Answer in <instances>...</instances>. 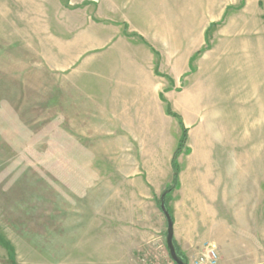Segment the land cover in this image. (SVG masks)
I'll list each match as a JSON object with an SVG mask.
<instances>
[{"label": "rangeland", "instance_id": "rangeland-1", "mask_svg": "<svg viewBox=\"0 0 264 264\" xmlns=\"http://www.w3.org/2000/svg\"><path fill=\"white\" fill-rule=\"evenodd\" d=\"M168 110L177 256L264 264V0H0V262L175 264Z\"/></svg>", "mask_w": 264, "mask_h": 264}, {"label": "crops", "instance_id": "crops-1", "mask_svg": "<svg viewBox=\"0 0 264 264\" xmlns=\"http://www.w3.org/2000/svg\"><path fill=\"white\" fill-rule=\"evenodd\" d=\"M260 45H257L256 48H259ZM134 66V65H131ZM119 75L117 76V84H111V88H114L115 90H118L119 95H125L128 88H134L135 84H131L129 81L131 79L136 78V75L134 76V67L129 69V66L123 65L119 70ZM254 77H257L256 75L258 74V70L253 71ZM130 78V79H129ZM140 78V77H139ZM148 85L150 89L154 90V92L157 93L156 99H149L150 101H146L144 98H141L137 103L139 104H144L145 106L143 107V112L144 115L142 116V119H144L145 124L149 125L147 128H144L142 130L137 129V128H130L128 127L127 123L126 125H123V127L116 128L112 131H175L174 130V124H176V121L174 120V117H171L167 115L166 109L164 105L162 104V101L160 100V95L159 91L163 88L165 85L164 81H162L160 78L157 79V77H153L151 81H148ZM98 85H96L95 82V88H97ZM141 91V89H140ZM169 95H166L165 98L172 103L174 110L177 109L175 108L174 104L172 101L175 102L177 100L176 94L171 91H166ZM142 94V92H141ZM196 100V103H198V99L194 98ZM216 110V109H215ZM127 126V127H126ZM187 126V125H186ZM201 131H209L207 128L202 129ZM186 256V255H185ZM240 259V254L239 253H222L219 259V264H232V263H237ZM0 264H2L0 262ZM194 264V263H193Z\"/></svg>", "mask_w": 264, "mask_h": 264}, {"label": "trees", "instance_id": "trees-1", "mask_svg": "<svg viewBox=\"0 0 264 264\" xmlns=\"http://www.w3.org/2000/svg\"><path fill=\"white\" fill-rule=\"evenodd\" d=\"M168 113L172 116H175L178 121H179V124L181 126V129H182V133H181V137H180V140H179V143L177 145V148L172 156V159H171V167H172V172H173V175H172V182H171V185H169L166 190L161 194V197H163V202L165 204V207L167 209V203H168V200H169V193L170 191L177 185L178 183V171H179V168H178V163H177V155L181 152L182 148L184 147V144H185V141H186V137H187V127H185V125L183 124L182 122V119L179 115L175 114V113H172L171 111L168 110ZM160 202H161V199L158 200V205L160 206ZM172 218V217H171ZM174 247H175V250L180 254V256L183 258V260L185 261V256H183V254L181 253V251L179 250L178 248V245L174 243Z\"/></svg>", "mask_w": 264, "mask_h": 264}, {"label": "water", "instance_id": "water-1", "mask_svg": "<svg viewBox=\"0 0 264 264\" xmlns=\"http://www.w3.org/2000/svg\"><path fill=\"white\" fill-rule=\"evenodd\" d=\"M162 198L163 197H161L160 208L162 212L164 213V215L166 216V219L168 222L167 223V246L169 249L170 256L175 261V264H185V262H183L182 259L178 257L176 254V250H175L174 242H173V223H172V219L165 207V204Z\"/></svg>", "mask_w": 264, "mask_h": 264}, {"label": "built area", "instance_id": "built-area-1", "mask_svg": "<svg viewBox=\"0 0 264 264\" xmlns=\"http://www.w3.org/2000/svg\"><path fill=\"white\" fill-rule=\"evenodd\" d=\"M217 253L214 248L208 250L207 256L200 255L194 259L195 264H216Z\"/></svg>", "mask_w": 264, "mask_h": 264}]
</instances>
